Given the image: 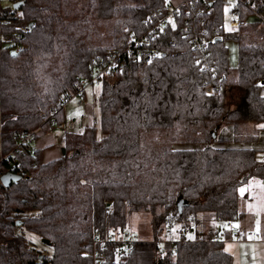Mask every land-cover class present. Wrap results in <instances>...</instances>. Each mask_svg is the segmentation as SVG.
Wrapping results in <instances>:
<instances>
[{
  "label": "trees",
  "instance_id": "trees-1",
  "mask_svg": "<svg viewBox=\"0 0 264 264\" xmlns=\"http://www.w3.org/2000/svg\"><path fill=\"white\" fill-rule=\"evenodd\" d=\"M172 1L0 4V264H92L93 240L129 232L134 214L150 219L154 238L135 235L123 258L110 247L104 264H233L211 236L246 217L240 188L264 181V152L253 147L264 133V29L250 21L261 0L230 1L246 21L231 30L224 26L227 0H198L197 20L181 7L176 26L167 24L155 41L161 56L125 55L123 67L96 87L98 126L66 131L57 160L45 163L36 149L39 131L66 122L61 98L74 95L112 51H124L133 34L145 33V21L166 14ZM20 27L29 29L22 42ZM193 28L206 42L209 72L186 38ZM230 40L239 44L236 69ZM18 43L23 49L14 56ZM211 82L215 91L207 93ZM225 130L229 140L220 139ZM8 172L20 179L4 186ZM168 221L193 242L176 244L175 252L165 242L160 252ZM28 233L48 242L46 249Z\"/></svg>",
  "mask_w": 264,
  "mask_h": 264
},
{
  "label": "built area",
  "instance_id": "built-area-1",
  "mask_svg": "<svg viewBox=\"0 0 264 264\" xmlns=\"http://www.w3.org/2000/svg\"><path fill=\"white\" fill-rule=\"evenodd\" d=\"M14 4L18 3L19 0H13ZM231 2H238L240 0H229ZM198 0H173L170 7L167 8L166 14L162 16L152 15L145 21L146 31L142 35L133 34L130 40L129 46L124 50H114L111 52L108 61L97 64L94 68L91 78L85 79L81 83L79 90L71 96L62 97L59 103V108L66 111L71 102L76 100L79 107L86 105V90L93 87H99L105 76L110 73H115L116 70H120L123 67L122 59L125 55L135 56L140 60L150 61L161 56L160 49L156 46L155 41L158 39L160 34L163 32L164 27L169 24L171 27L176 26L177 17L180 15L179 9L185 7L188 13L191 15L193 20H197L199 12L197 11L196 5ZM1 4V0H0ZM264 9V0L257 1L252 5V14L259 17L264 22V15L262 10ZM246 21L240 18L237 11H231V29H239L244 26ZM28 27H20L16 39L19 42L25 40L26 34L28 33ZM189 42L192 45V50L195 52V58L198 63L203 65V69L210 71V65L207 61L206 42L202 36H200L195 28L192 29L191 36L186 35ZM3 36L0 30V56L3 49ZM23 49L21 43L15 44L11 49L12 53H19ZM207 93H213L215 91V84L211 82L206 87ZM55 130L66 131L65 123L51 126L48 129L49 133H53ZM28 142H32L29 137L26 139ZM168 227L173 231V238H168L164 242H158L159 251L162 252V245L165 242L172 244V250L176 251V244L193 242L191 238H184L183 232L180 228L176 227L173 221H168ZM260 238V235H256L252 231L244 232L235 229L232 224L219 229L218 232H214L211 236L213 243L225 242L228 240L245 241L251 238ZM138 241L137 237L130 232L114 231L110 235L104 238H95L90 245V257L92 264H104L106 259L109 258L108 252L110 247L115 246L113 250L114 256L117 258H123L129 256L133 251L134 244Z\"/></svg>",
  "mask_w": 264,
  "mask_h": 264
},
{
  "label": "crops",
  "instance_id": "crops-1",
  "mask_svg": "<svg viewBox=\"0 0 264 264\" xmlns=\"http://www.w3.org/2000/svg\"><path fill=\"white\" fill-rule=\"evenodd\" d=\"M261 12L262 15H264V9ZM260 27L264 29V22L261 21ZM91 94L93 95L94 92ZM94 97L95 95H93V98ZM69 108L75 113L80 112L79 118H81L80 121H78L79 118L76 119L73 117L69 120V123L66 119V131L78 127L84 130L86 127L94 125L95 106L90 102L87 96L86 105L84 107H79L76 100H74L71 102ZM66 131L55 130L53 133H49L48 131L43 133V131H39L37 134L35 143L36 149L43 151L45 163L57 160L61 157L62 151L56 147L58 144L54 136L56 132H62L64 136ZM230 138L231 136L228 130H225L220 135V139L222 140H229ZM253 147L260 152H264V134L261 136V140L253 145ZM239 194L246 199L244 210L247 215L234 226L235 229L241 231L251 230L261 237H254L245 241H236L233 239L225 241L223 242L225 243L223 244L224 250L232 256L233 264H264V181L259 179L250 180L246 185L240 188Z\"/></svg>",
  "mask_w": 264,
  "mask_h": 264
},
{
  "label": "rangeland",
  "instance_id": "rangeland-1",
  "mask_svg": "<svg viewBox=\"0 0 264 264\" xmlns=\"http://www.w3.org/2000/svg\"><path fill=\"white\" fill-rule=\"evenodd\" d=\"M13 5H14L13 0H1L2 8L13 7ZM250 21L256 22V23L258 22V24L261 23V20L257 16L252 17ZM230 22H231V5H230V1L227 0V4L224 5V26H225L226 30H231ZM226 48L228 51L229 65L231 68L236 69L239 66V57H240L239 44H238V42H236L234 40H230V41L226 42ZM100 91H101V89L96 88V87L89 88L86 90V96L88 97L90 102L95 106V112H94L95 113V123L94 124H96V126H98V122H99V111H98L97 99H98V96L100 94ZM92 92H94V94H93V95H95L94 98H93V95L91 94ZM263 94H264V91H263ZM236 98H238L237 95L235 97V100H236ZM65 114H66L67 122L69 123L70 122L69 120H71L73 117L78 119L81 113L80 112L75 113L72 110H70V108H69ZM80 118L78 119V121H80ZM82 131L83 130H81L80 127L72 128L71 130H69V132H76V133H81ZM43 133H45V132H43ZM54 137L56 138L57 144H58V145H56V147L62 151L63 150V147H62L63 133L62 132H56ZM62 154H63V152H61V155ZM149 221H150V219L147 218V216H143L142 214H134L128 219L127 230L129 232L133 233L134 235H136L140 239H152V238H154V233L152 231V228L150 226ZM27 236L30 239H32L33 242L38 247H42V248L46 249L47 246H45L43 241H41L37 236H35L31 233H28ZM165 236L168 238H173V231L166 232ZM189 238L192 239L193 236L190 235ZM223 244H225V243H223Z\"/></svg>",
  "mask_w": 264,
  "mask_h": 264
},
{
  "label": "water",
  "instance_id": "water-1",
  "mask_svg": "<svg viewBox=\"0 0 264 264\" xmlns=\"http://www.w3.org/2000/svg\"><path fill=\"white\" fill-rule=\"evenodd\" d=\"M23 5V2H18L14 5V8L15 9H19L21 6ZM12 55L16 56L17 53H12ZM63 154H65V150L63 149L62 150ZM18 179H20V176L19 175H16L14 173H11V172H8L6 173L5 175L2 176L1 178V182L4 186H8L10 185L12 182H15L17 181ZM178 207H179V210L181 211L182 209V201H180L178 203ZM43 243H48L46 241H43Z\"/></svg>",
  "mask_w": 264,
  "mask_h": 264
},
{
  "label": "snow or ice",
  "instance_id": "snow-or-ice-1",
  "mask_svg": "<svg viewBox=\"0 0 264 264\" xmlns=\"http://www.w3.org/2000/svg\"><path fill=\"white\" fill-rule=\"evenodd\" d=\"M262 127H264V126H262Z\"/></svg>",
  "mask_w": 264,
  "mask_h": 264
}]
</instances>
